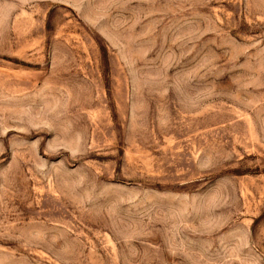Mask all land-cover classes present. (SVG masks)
<instances>
[{"label":"rangeland","instance_id":"374dc122","mask_svg":"<svg viewBox=\"0 0 264 264\" xmlns=\"http://www.w3.org/2000/svg\"><path fill=\"white\" fill-rule=\"evenodd\" d=\"M0 264H264V0H0Z\"/></svg>","mask_w":264,"mask_h":264}]
</instances>
